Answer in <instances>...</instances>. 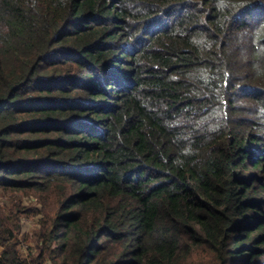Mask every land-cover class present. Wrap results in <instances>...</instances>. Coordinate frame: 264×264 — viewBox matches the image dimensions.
Here are the masks:
<instances>
[{
  "label": "trees",
  "instance_id": "trees-1",
  "mask_svg": "<svg viewBox=\"0 0 264 264\" xmlns=\"http://www.w3.org/2000/svg\"><path fill=\"white\" fill-rule=\"evenodd\" d=\"M33 193L24 256L11 211ZM0 246L264 264V0H0Z\"/></svg>",
  "mask_w": 264,
  "mask_h": 264
},
{
  "label": "rangeland",
  "instance_id": "rangeland-1",
  "mask_svg": "<svg viewBox=\"0 0 264 264\" xmlns=\"http://www.w3.org/2000/svg\"><path fill=\"white\" fill-rule=\"evenodd\" d=\"M13 197L14 195H11V193H5L1 197V200L9 203ZM43 209V203H41V200L33 193L23 195L21 208H15L11 211V217L14 219L16 217L18 218L14 226L19 230V239L21 241L20 248L24 256L28 253V247H36V242L33 240L32 235L34 232H41V220L44 217ZM1 251L2 247L0 246V252ZM46 264L53 263L48 261Z\"/></svg>",
  "mask_w": 264,
  "mask_h": 264
}]
</instances>
